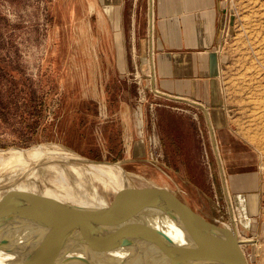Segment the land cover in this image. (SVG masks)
Here are the masks:
<instances>
[{"label":"rangeland","instance_id":"rangeland-1","mask_svg":"<svg viewBox=\"0 0 264 264\" xmlns=\"http://www.w3.org/2000/svg\"><path fill=\"white\" fill-rule=\"evenodd\" d=\"M91 3L0 0V198L37 203L46 200L44 194L52 187L49 190L54 188L58 198L69 201L121 203L125 191L116 185L118 173L109 172L110 177L92 173L86 168L89 163L79 164L75 170L71 166L77 162L55 154L2 163V158H10V150L59 146L89 161L119 164L141 193H150L151 188L169 191L197 213H206L207 219L223 225L208 212L214 205L225 211L227 207L218 199L215 162L207 158L206 146L185 143L187 149H197L198 160L193 154L182 161L167 160L163 154L158 121L165 100L151 89L148 79L147 29L140 33L144 49L142 44L137 51L139 60L120 76L112 61L115 49L109 43L113 33L97 30V17L88 12ZM230 4L233 15L221 84L230 108V128L258 156L263 184L260 232L248 236L256 243H247L245 248L247 252L254 249L249 264H264V0H230ZM148 6L146 0L142 5L146 25ZM135 34L128 33V38ZM129 41L135 52V42ZM124 79L134 88H123ZM125 98L133 106L138 137L146 139L148 154L140 159L123 158L121 121L110 117L107 110V102L117 108L118 99ZM198 122V134L203 138L208 128ZM207 147L210 152L211 145ZM53 164L59 167L52 168Z\"/></svg>","mask_w":264,"mask_h":264},{"label":"crops","instance_id":"crops-1","mask_svg":"<svg viewBox=\"0 0 264 264\" xmlns=\"http://www.w3.org/2000/svg\"><path fill=\"white\" fill-rule=\"evenodd\" d=\"M91 1L88 12L97 17V30L113 33L109 43L115 49L112 61L120 76L139 60L137 51L142 44L144 49L140 33L146 29L148 32L149 19L153 17L154 39L151 50L148 46L147 59L155 75L153 87L165 100L159 109L158 121L165 146L163 154L167 160L182 161L191 154L198 160L197 149H187L185 143L204 144L207 158L215 162L218 199L227 207L225 211L220 205H214L208 212L216 220L235 227L242 239L257 236L263 189L258 156L230 128V108L221 84L227 52L225 42L233 15L230 0H148L147 25L142 12L146 0ZM131 32L138 33L139 38L136 34L128 38ZM130 39L135 42V52L131 51ZM122 86L134 88L125 79ZM107 110L110 117L117 116L121 121L119 135L126 148L123 158L135 160L146 156V139L142 141L138 137L133 106L128 100L118 99L117 108L107 102ZM196 114L199 122L195 121ZM197 122L208 128L203 138L198 134ZM207 144L212 151L209 152ZM253 250H246L248 261L253 257Z\"/></svg>","mask_w":264,"mask_h":264},{"label":"water","instance_id":"water-1","mask_svg":"<svg viewBox=\"0 0 264 264\" xmlns=\"http://www.w3.org/2000/svg\"><path fill=\"white\" fill-rule=\"evenodd\" d=\"M128 190L106 208L47 200L0 207V264H249L235 230L169 191Z\"/></svg>","mask_w":264,"mask_h":264},{"label":"bare ground","instance_id":"bare-ground-1","mask_svg":"<svg viewBox=\"0 0 264 264\" xmlns=\"http://www.w3.org/2000/svg\"><path fill=\"white\" fill-rule=\"evenodd\" d=\"M9 153H10V158H8V159L5 158V157L2 158V163L3 164L13 163L15 161L20 162L21 159H25V158H28V157L29 158L30 157L41 158L45 154H55L59 158L64 159V160H72V159H74L75 161H77L78 164L77 163H75L77 165L72 164L71 168L75 169V170L80 167V166H78L79 164H86V162L83 161L84 158L82 159L78 154L74 153L73 151H70L68 149H65V148H62V147H59V146L53 147V146H50V145H46V146L34 147V148L29 149V150L15 149V150H10ZM86 165H87L86 168L89 169L90 172L91 171H92V173H93V171L100 172L103 175H105V177H110L109 172L118 173L116 175H119V179H118L119 182L117 181L116 185L117 186L118 185L121 186L122 189L125 192L129 191L128 189H130V191H132V189H134L133 188L134 185H133V181H132L131 175L128 174L121 166H119V164H109V163H106V162H100V163L89 162V164H86ZM51 167L52 168H58L59 166L56 165V164H53ZM61 173L64 175L65 174L64 170L63 171L61 170ZM57 177L58 176H56V179H57ZM51 188H49V189H51ZM49 189L44 194L45 195L44 198L47 201H50V202H57V201L60 202L61 201V202H64V203H71V204L83 206V207H86V208H106V207H108L107 204L105 203V201L102 200V199L101 200L99 199V201H97L95 203H93V202L92 203H79V202H74V201H69V200H65V199H62V198H58L55 195L56 193L54 194V192H53L54 188H53V191H51ZM57 189H58V187H57ZM20 195L22 196L21 193H20ZM94 195H95V193H94ZM24 196H25V194H24ZM26 196H27V194H26ZM9 198H0V207H2V206L5 207L7 209V211H9V212H14L13 210H15L13 205L10 204V202H15V203H18L19 205H22V206H24L27 203V202H25L23 200V198H22V200L19 198L17 201H14V199L10 200ZM27 198H30V197H27ZM100 198H102V197H100ZM26 201H27V199H26ZM2 211H5V210H2ZM229 228L235 230L234 229L235 227L234 228L230 227V225H229ZM150 253L151 252H149V250H146V254H144V255L145 256H147V255L151 256Z\"/></svg>","mask_w":264,"mask_h":264},{"label":"built area","instance_id":"built-area-1","mask_svg":"<svg viewBox=\"0 0 264 264\" xmlns=\"http://www.w3.org/2000/svg\"><path fill=\"white\" fill-rule=\"evenodd\" d=\"M149 30H148V34H147V38H148V46L150 47V50H151V45H152V43H153V39H154V32H153V17H151L150 16V19H149ZM150 64V66H151V62L149 63ZM154 77H155V75H154V73H153V70L150 68V70H149V73H148V79H149V82H150V85H154ZM151 89H154L155 90V92H157V95L158 96H161V93L157 90V89H155L154 87H151ZM154 139V138H153ZM153 139H150V142H152V143H155V140H153ZM223 225H225V226H228V224H226V223H222ZM231 227V226H230ZM237 235H238V233H237ZM238 238H239V240H240V242H241V246H242V248H243V250L245 251V254H246V248H245V245L247 244V243H251V244H253L254 245V243H256L254 240H252V238H249V237H245L244 239H242L241 237H240V235H238ZM247 255V254H246Z\"/></svg>","mask_w":264,"mask_h":264},{"label":"trees","instance_id":"trees-1","mask_svg":"<svg viewBox=\"0 0 264 264\" xmlns=\"http://www.w3.org/2000/svg\"><path fill=\"white\" fill-rule=\"evenodd\" d=\"M0 69H2V68H0Z\"/></svg>","mask_w":264,"mask_h":264}]
</instances>
